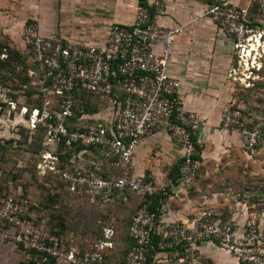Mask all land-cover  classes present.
I'll list each match as a JSON object with an SVG mask.
<instances>
[{
    "label": "built area",
    "instance_id": "1",
    "mask_svg": "<svg viewBox=\"0 0 264 264\" xmlns=\"http://www.w3.org/2000/svg\"><path fill=\"white\" fill-rule=\"evenodd\" d=\"M164 11L159 0H138L132 25L113 24L103 45L44 35L29 21L20 28V44L12 46L0 28V65L9 59L10 50L20 53L29 67L20 64L17 72L42 96L39 105L29 108L23 93L0 85V118L11 123L16 139L23 129L30 134L42 132L36 163L41 180L57 178L72 196L94 206L117 207L132 194L138 198L129 229L133 247L126 264H212L200 250L207 242L217 243L238 264H264V210L243 222L224 219L214 208L200 210L185 222L162 217L171 195L185 191L201 168L195 138L205 124L179 101L180 82L170 75L169 64L183 27L162 26L157 16ZM204 15L235 53L236 64L227 78L243 89L264 83V0H246L244 6L238 0H223L210 4ZM83 93L106 106L85 115ZM79 115L90 121L80 130L71 128ZM220 128L240 136L248 158L264 152V130L259 124H248L240 108L224 107ZM155 130L165 131L182 151L177 180L162 186L132 173L140 140ZM90 148L102 158L89 153ZM155 195L161 201L153 211ZM29 214L28 199L0 197V230L24 250L25 258L18 264H106V256L115 248L112 226L105 227L88 248L80 249L67 246Z\"/></svg>",
    "mask_w": 264,
    "mask_h": 264
},
{
    "label": "crops",
    "instance_id": "2",
    "mask_svg": "<svg viewBox=\"0 0 264 264\" xmlns=\"http://www.w3.org/2000/svg\"><path fill=\"white\" fill-rule=\"evenodd\" d=\"M159 1L165 6V11L157 16L159 23L162 26L183 27L181 34L175 38L169 73L180 82L181 105L196 112L205 122L195 138L197 157L203 165L212 152L229 153L237 150L244 153L240 136L220 128L221 110L236 103L240 96L239 85L227 78L228 71L236 64V56L231 43L204 15L210 4L223 0ZM245 2L238 0L240 6H244ZM137 5L138 0H0V28L5 40L8 37L16 46L20 44L22 24L29 21L37 24L44 35L103 45L108 41L113 24L124 27L132 25ZM9 131L11 123L4 117L0 118V144L4 147L5 143L12 145L10 141L14 131L12 129V135ZM181 160V149L165 131L155 130L140 140L132 158V173L162 186L168 180H177ZM198 175L199 172L195 180ZM195 180L185 191H174L176 193L167 202V212L162 215L164 220L185 222L200 210L218 209L214 203L198 208L201 203L198 192L201 188ZM192 187L193 191L190 192ZM168 190L171 193L172 190ZM210 201L214 202L212 199ZM129 207L138 210L139 201L134 194L131 195ZM236 216L234 214L233 219L239 222L246 218L241 215L244 219L240 220ZM5 237L6 234L0 230V264H18L25 258L24 250L10 239L5 240ZM200 250L212 264H238L234 256L215 242L203 244Z\"/></svg>",
    "mask_w": 264,
    "mask_h": 264
},
{
    "label": "rangeland",
    "instance_id": "3",
    "mask_svg": "<svg viewBox=\"0 0 264 264\" xmlns=\"http://www.w3.org/2000/svg\"><path fill=\"white\" fill-rule=\"evenodd\" d=\"M6 39L7 43L15 45L14 41L8 37ZM239 95L241 109L246 112L249 123L264 126V83ZM12 127L10 135L14 133ZM25 148L14 149L8 143H5V147L0 144V197H18L25 193L34 206L33 215L37 216L40 225L46 230L50 221L54 226L58 220L64 221L66 230L63 241L71 247L88 248L99 238L103 227L112 222L117 233V247L111 253L108 264H122L129 244L126 230L137 210L127 205L119 206L118 209L94 206L85 199L64 195L59 204L49 202L50 194L41 186L42 180H38L36 170H33L37 155L33 150L25 151ZM195 182H199L201 188L198 192L201 202L198 208L214 203L227 219L233 218L234 214L240 220L244 216L258 214L264 209V152L257 159H249L237 150L229 153L212 152ZM8 239L5 237V240Z\"/></svg>",
    "mask_w": 264,
    "mask_h": 264
},
{
    "label": "trees",
    "instance_id": "4",
    "mask_svg": "<svg viewBox=\"0 0 264 264\" xmlns=\"http://www.w3.org/2000/svg\"><path fill=\"white\" fill-rule=\"evenodd\" d=\"M10 56L9 59L2 63L0 65V85L2 87L11 89L12 91H16V92H20L23 93L24 96L26 97V104L29 108L35 106V105H39L41 100H42V96H40V92L38 91V88L31 86V81L27 78L22 76L21 73L17 72L16 68L18 65H25L27 67H29L28 64H26V59L25 57H23L22 55H20V53L14 51V50H10ZM263 85L262 82L257 83L254 87L249 88V89H243L242 87L238 86L239 88V94L240 92H243L245 90H253L254 88H256L257 86ZM22 94V95H23ZM36 95H38L39 97H36ZM13 100H17L18 96L16 95H11ZM81 101L83 104V108H84V113L85 115H89L91 116L93 113L98 112L100 109L104 108L106 105L103 102L97 101L94 98L90 97L87 94H82L81 95ZM81 104V105H82ZM233 107L235 108H240L241 109V101L240 98L238 96L236 103L232 104ZM243 111L244 116L247 118V114L246 112L241 109ZM88 121V119L85 117H83V115H79L78 118L76 120H73L72 123L70 124V127L73 129H81V126L86 123ZM90 121V120H89ZM88 121V122H89ZM248 124L253 125L252 123H249V121L247 120ZM260 125V124H259ZM262 127V129L264 130V126L260 125ZM43 138V134L40 130L36 131V133L34 134H30V132L28 130H21L20 132V137L18 139H16L15 137L12 138V140L10 141L13 145V148H25V151H34L35 154L37 155V162H38V156H39V152H40V142ZM82 149V148H81ZM197 151L198 148L196 147ZM87 151H89V153H93L94 155H96L99 158H102V156H99V152L97 150H94L92 148L88 149ZM263 154V153H262ZM258 158V157H257ZM257 158H249V159H257ZM200 159V158H199ZM36 162V163H37ZM36 163L33 167V170H36ZM108 164H107V168H108ZM112 170V169H111ZM37 174V171H36ZM38 180L41 182V179L38 177ZM37 180V181H38ZM41 186H43L50 194L49 196V202L51 203H56L59 204L61 196H70V197H74L77 199H80L78 197L72 196L64 187L63 183L60 182L57 178H53L51 176H46L43 178L42 180V184ZM21 197L26 198V194L23 193L21 195ZM136 199L138 200V198L136 197ZM29 201V199H28ZM131 201V196L129 198V201L125 204H120L119 206H123V205H127V207H129V202ZM160 201H161V196L160 195H155L153 196V205L151 207V209L153 211H156L160 208ZM30 203V202H29ZM119 206L117 207H111L112 209H118ZM34 206L30 204V214H29V218H32L38 225H40L41 221L37 218V216L33 215V211H34ZM264 210V209H262ZM261 210V211H262ZM224 219H227L223 216ZM56 224V223H55ZM130 225L128 226V229L126 230L127 232V236L126 239H128V249H127V255H126V259L124 260V262H122V264H126L127 258H128V254L130 252V250L133 247V241L131 240L130 236H129V229H130ZM107 226H112L114 228V226L112 225V222H109L108 224H106L103 229ZM65 225H64V221L62 220H58L57 224L54 226V224L50 221V225L47 224L46 228L47 231L59 238H61L63 240V233L65 232ZM102 229V232H103ZM115 230V228H114ZM102 235V233H101ZM101 235L99 236V238L101 237ZM98 238V239H99ZM116 238H117V233L115 230V248L116 249L117 245H116ZM97 239V240H98ZM159 240L158 236H154L153 238V244L156 246L157 241ZM96 241V240H95ZM66 244V243H65ZM113 250V251H114ZM112 251V252H113ZM153 253V252H151ZM111 254H108L106 256V264H108L109 261V257ZM150 261V258H149Z\"/></svg>",
    "mask_w": 264,
    "mask_h": 264
}]
</instances>
